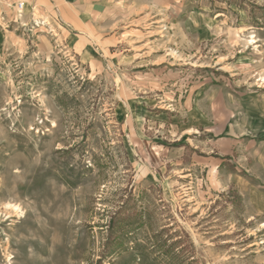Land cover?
Segmentation results:
<instances>
[{
  "label": "rangeland",
  "instance_id": "rangeland-1",
  "mask_svg": "<svg viewBox=\"0 0 264 264\" xmlns=\"http://www.w3.org/2000/svg\"><path fill=\"white\" fill-rule=\"evenodd\" d=\"M263 129L264 0H0V264H264Z\"/></svg>",
  "mask_w": 264,
  "mask_h": 264
},
{
  "label": "crops",
  "instance_id": "crops-1",
  "mask_svg": "<svg viewBox=\"0 0 264 264\" xmlns=\"http://www.w3.org/2000/svg\"><path fill=\"white\" fill-rule=\"evenodd\" d=\"M49 1H56V0H49ZM77 25L80 26V28H79V32L80 33H85V32L90 31V28L86 24V22L84 24H77ZM232 131H233V133L231 132L229 136L225 137L224 138V141L225 142H223L229 148L228 151H230V152H233L235 150L238 151V149H240V147L241 148H244L245 147V150L248 151V153L250 152L249 155H251L252 153H254L253 149L257 147V141H255L254 143H248L245 146V144L240 139H238V136L234 133V130L233 129H232ZM261 134L264 135V129L262 130ZM262 140L260 141V145L258 146V148H260V149L259 150L257 149V152L255 153V156H254L253 159H256L257 158V160H258V157L260 156V153H261L260 152L261 149L264 150V138ZM261 155H263V154H261ZM259 160L260 161H264V158L259 159Z\"/></svg>",
  "mask_w": 264,
  "mask_h": 264
},
{
  "label": "built area",
  "instance_id": "built-area-1",
  "mask_svg": "<svg viewBox=\"0 0 264 264\" xmlns=\"http://www.w3.org/2000/svg\"><path fill=\"white\" fill-rule=\"evenodd\" d=\"M18 6H19V10H21V11H22V10H23V8H24V4H19Z\"/></svg>",
  "mask_w": 264,
  "mask_h": 264
},
{
  "label": "trees",
  "instance_id": "trees-1",
  "mask_svg": "<svg viewBox=\"0 0 264 264\" xmlns=\"http://www.w3.org/2000/svg\"><path fill=\"white\" fill-rule=\"evenodd\" d=\"M113 224H115V223H113V222L111 223L112 228H113ZM117 240H120V239L117 238L116 241H117Z\"/></svg>",
  "mask_w": 264,
  "mask_h": 264
}]
</instances>
